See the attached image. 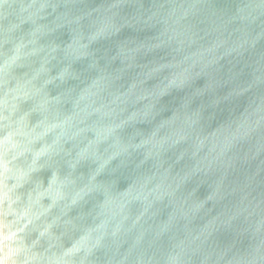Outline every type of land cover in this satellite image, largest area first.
Masks as SVG:
<instances>
[{"label": "clouds", "instance_id": "obj_1", "mask_svg": "<svg viewBox=\"0 0 264 264\" xmlns=\"http://www.w3.org/2000/svg\"><path fill=\"white\" fill-rule=\"evenodd\" d=\"M0 264H264V0H0Z\"/></svg>", "mask_w": 264, "mask_h": 264}]
</instances>
